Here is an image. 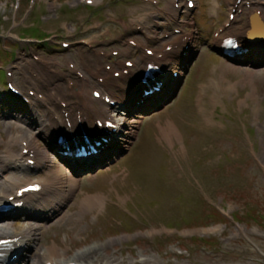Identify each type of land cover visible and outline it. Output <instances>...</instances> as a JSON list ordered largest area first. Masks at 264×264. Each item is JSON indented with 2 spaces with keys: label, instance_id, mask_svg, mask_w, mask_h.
<instances>
[{
  "label": "rangeland",
  "instance_id": "374dc122",
  "mask_svg": "<svg viewBox=\"0 0 264 264\" xmlns=\"http://www.w3.org/2000/svg\"><path fill=\"white\" fill-rule=\"evenodd\" d=\"M16 1L0 0L2 41L16 42L18 30L12 27V6ZM115 1L97 0L96 16L95 9H86L78 0H50L36 6L27 27L30 23L34 27L31 35L42 39V30L59 32L58 22L63 19L62 24L78 39L90 35L91 31L85 32L92 24H101L110 30V35L101 41L100 49L122 48L117 42L133 38L131 29L136 24H151V7ZM50 3L54 12L45 15L43 6ZM104 3L112 12L119 6L125 9L128 32L111 14L104 13L103 20ZM60 4L63 8L57 11ZM224 7L222 0H198L190 27L194 35L193 57L185 65L181 83L156 107L127 118L130 126L125 131L126 143L101 167L74 175L78 187L54 218L30 223L32 245L24 253L26 261L38 258L52 242L60 250H69L71 256L111 241L114 247H108L106 256L125 263L146 255L157 264L264 263L252 246L254 243L264 252V180L253 161L256 157L264 164V64L231 66L211 51L210 34L222 26ZM25 8L26 3L21 5L17 20ZM41 14L43 21L38 19ZM245 21L244 16L240 25ZM16 43L12 48L17 58L10 56L20 68L16 72L19 78L27 77L29 68L42 73L49 70L34 63L31 52L49 60L50 68H55L53 61L61 62L63 67L55 69L64 75L67 61L87 68L112 62L96 58L80 46L65 52L35 46L27 53L26 41ZM139 55L130 49V58L136 60ZM4 60L6 56L0 53V63ZM221 66L229 68L222 73ZM3 75L0 70V80ZM48 77L54 89L62 85L60 74L54 76L51 72ZM247 80L250 82L244 83ZM6 103H0V152L3 143L17 150V138H31L43 150L45 137L37 138L27 124L30 120L22 118L23 112L18 119L15 109L3 106ZM167 123L177 131L172 144L161 138L160 127ZM47 156L57 162L49 153ZM65 174L69 175L68 170ZM86 196L102 197V206L82 211L81 202ZM214 206L225 214L231 213L243 232H238L228 217L218 216ZM1 225L17 226L10 222ZM204 226L214 232L203 234Z\"/></svg>",
  "mask_w": 264,
  "mask_h": 264
},
{
  "label": "bare ground",
  "instance_id": "6f19581e",
  "mask_svg": "<svg viewBox=\"0 0 264 264\" xmlns=\"http://www.w3.org/2000/svg\"><path fill=\"white\" fill-rule=\"evenodd\" d=\"M239 30H230V33L237 32ZM255 52L257 49H254ZM256 59V60H255ZM255 61L261 62V60H257V56L254 57ZM139 61L141 63L145 62L142 57L139 58ZM237 63L239 64H244L245 62L243 61H238ZM233 64V65H232ZM231 64V66H234V62ZM229 67H222V73L227 71ZM245 82H250L249 80L244 81ZM81 97L83 98L80 101V107L83 110H86L87 112H90V103L91 100H88L85 98L84 92L82 91ZM122 97L124 98V94H122ZM127 101V100H126ZM94 108V107H92ZM48 118L51 120L50 115ZM34 124L35 128L33 130L36 132L37 137H42V136H48L49 138L51 137L50 132H47V130L42 127L37 123H30ZM129 124H123L121 127L123 128L124 132L129 130ZM53 127H55L53 123ZM160 132H161V138L170 144L173 143V139L177 138V131L174 128V126L171 123H167L164 125V127H160ZM52 133V132H51ZM123 134V135H122ZM121 136L122 138L118 139L116 142L117 148L121 147V143H126V139H128V134L127 133H122ZM18 139V138H17ZM28 144L30 146H34V140L30 138L28 141ZM122 148V147H121ZM50 149V148H49ZM38 155L40 156L42 160L43 165L46 163V156L44 155V158H42V153L38 152ZM113 156V155H111ZM109 156L106 161L110 160ZM93 163L92 162H84L82 163L81 166L78 168L71 167L69 168L67 165H64L61 162L53 164H49L47 166V171L49 174H51L53 177L47 178V180L43 181V185L45 190L54 188L55 191L52 193L51 196L47 197L46 199L43 198L42 203L48 207L53 208L54 210L55 207H60L62 204H64L69 197L74 193V191L77 189V181L75 180V174L78 172H82V169H85V171H90L92 169ZM82 169H81V168ZM68 169L69 175L66 176L65 170ZM75 169V170H74ZM83 171V172H85ZM26 180L24 179H18L15 180L14 184L12 185H3L1 186V191H0V202L4 200L5 198V193H9L12 191L13 187L16 185H20V183H25ZM66 186L67 190H64V187ZM51 198V199H50ZM103 204V198L100 196H86L83 198L81 202V210L82 211H90L94 209H98L102 206ZM57 205V206H56ZM57 213V212H56ZM28 220H37L35 216H26L24 222H19L16 228H10V227H4V229L0 230V233L2 234H9L12 237H19L18 244L22 243H29L31 245L32 243V234H31V227L29 224ZM108 246L114 247V243L111 241H108L102 245L99 244L97 247H90L84 251L78 252L76 255H71L68 256L69 250H59L57 247L53 246L50 248H45L43 252H41L40 256L34 260H27L26 258H23L21 260L20 264H61V263H67V264H157L155 260L152 258L148 257L146 255V258H140L141 256H135L134 261L125 263L123 261H117L116 259H112L111 257H107L105 254L106 249ZM104 251L103 254L100 252ZM145 254L147 251L144 252ZM19 259V258H18Z\"/></svg>",
  "mask_w": 264,
  "mask_h": 264
}]
</instances>
